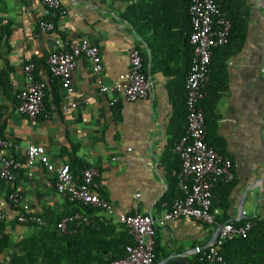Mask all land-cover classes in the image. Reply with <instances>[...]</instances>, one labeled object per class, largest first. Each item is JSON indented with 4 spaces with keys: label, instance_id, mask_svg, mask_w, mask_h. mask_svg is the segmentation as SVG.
<instances>
[{
    "label": "crops",
    "instance_id": "0c3cea01",
    "mask_svg": "<svg viewBox=\"0 0 264 264\" xmlns=\"http://www.w3.org/2000/svg\"><path fill=\"white\" fill-rule=\"evenodd\" d=\"M136 1L62 0L58 9H49L41 0H0V126L6 143L14 146L5 145L2 155L24 162L26 147L35 143L45 147L56 165L73 166L75 174L81 172L79 165H92L98 171L100 196L115 211L104 213L106 220L118 224L119 213L151 215L158 245L154 264H189L214 239L218 224L193 219L159 223L166 206L160 202L169 190L166 166L177 158L169 131L174 111L170 85L173 72L182 68L186 58L189 13L184 11V0H139L145 5H137L136 19L143 22L144 11V22L154 26L139 36L123 15L128 4ZM246 4V37L227 59L226 90L216 106L215 135L222 141L219 150L233 162L234 178L227 208L216 202L213 214L226 215L230 221L264 219V0H246ZM40 20L53 22L54 29L39 30ZM81 38L99 47L106 84L117 82L128 71L130 46L145 52L147 98L131 101L119 94L114 102L113 94L99 92L90 64L80 58L71 91L67 93L59 82L60 99L55 103L51 85L56 77L47 69L46 56ZM159 44L151 71V47ZM28 59L36 63L33 79L46 84L44 109L36 123L16 109V94L27 83L24 65ZM69 101L75 105L65 112L60 103ZM54 181V174L38 162L24 165L12 181L0 180V207L5 214L1 230L10 238L0 252V264H13L23 253L20 241L38 231L34 224L16 221L19 207L9 202V192L18 191L30 212L52 222L71 206L56 191ZM216 191L220 195L224 187ZM95 211L103 213L100 208Z\"/></svg>",
    "mask_w": 264,
    "mask_h": 264
},
{
    "label": "built area",
    "instance_id": "2783aa9c",
    "mask_svg": "<svg viewBox=\"0 0 264 264\" xmlns=\"http://www.w3.org/2000/svg\"><path fill=\"white\" fill-rule=\"evenodd\" d=\"M49 9H58L62 0H41ZM190 16V32L188 40L192 46V60L185 78L187 126L185 134L175 143L179 162L178 168L172 171L177 178V185L182 195L175 198L165 207L159 217V223L180 219H193L207 225L218 224V231L214 239L202 252L205 264H224L219 253L221 245L235 237H245L252 228V222L235 224L231 221L216 223L210 212L212 202V187L217 181L230 183L234 178L233 162L230 158L217 152L206 141V126L203 111L199 107L200 100L205 96L204 88L209 82V64L213 49L227 43L231 30V20L222 10L221 0H190L188 8ZM39 30L52 31L55 27L51 21L40 20ZM38 50L35 51L37 55ZM84 58L91 68L92 77L100 93L113 94L116 102L119 94L131 101L145 99L148 96L150 82L144 72L141 51L136 46L128 48L127 59L129 69L121 74L119 80L112 84L102 82V63L99 47L91 44L86 38H81L77 44H72L60 51L50 52L45 59L49 73L56 77L61 87L70 92L72 75L77 67L78 59ZM36 63L28 59L24 65V76L27 83L16 94L17 111L27 116L31 123H36L44 109L43 99L46 84L33 79ZM63 111L73 107L75 103L69 101L60 103ZM2 111L0 109V124ZM6 143L0 126V180L12 181L16 173L24 165L32 167L40 163L47 171L55 176L54 186L57 192L63 194L69 202L100 208L103 213L96 211L73 212L63 216L56 228L62 232L68 231V225H97L106 223L103 215L115 213L111 203L101 198L100 185L96 181L98 171L92 165L83 168L80 178L71 171L67 162L56 165L41 144L31 143L25 149V161H16L12 157L2 155ZM14 147V146H13ZM31 175V172H28ZM8 200L13 206L19 207L16 221L21 224H35L45 226L46 220L29 211V204L18 191H11ZM5 214L0 207V223ZM118 223L123 225L133 238V243L125 246V256L115 259L109 264H154V220L151 215L144 213H119Z\"/></svg>",
    "mask_w": 264,
    "mask_h": 264
},
{
    "label": "trees",
    "instance_id": "16d2710c",
    "mask_svg": "<svg viewBox=\"0 0 264 264\" xmlns=\"http://www.w3.org/2000/svg\"><path fill=\"white\" fill-rule=\"evenodd\" d=\"M139 4L145 5L144 2H140L139 0L133 4H128L123 15L134 25L136 33L139 36H145L149 29L154 28V26L149 24V22H144V11L141 13L143 22L136 19L137 5ZM189 5L190 0H184V11L187 14ZM221 6L222 10L226 12V15L231 20L230 35L226 44L213 49L209 64V82L204 88L205 96L200 100L199 107H201L203 111L207 130L206 141L220 154L224 155L222 150H219L222 141L215 135L218 120L216 106L223 92L226 90L227 59L230 55L241 48L246 37L247 20L244 17V11L247 9V4L246 0H221ZM131 12L133 13V16H131ZM189 32L190 26L187 35H189ZM186 42H189V40L187 39ZM159 48H161L160 44L157 48L154 46L151 47V71L155 70L154 60L155 57H157V49ZM192 53V46L189 43L182 68L173 72L175 78L170 85V96L174 109L169 129L172 147H174L175 143L185 134L186 131L187 108L185 78L190 69ZM141 55L143 58L144 72L148 75L147 64L149 58L145 52H141ZM160 61H162V59H160ZM41 62L43 63V59ZM161 69L165 70L163 67ZM59 86V80L54 78L51 85V92L54 95L55 103L56 100L60 99L58 95ZM178 162L179 157L177 155L175 162L170 166H166L169 190L160 202L165 203V207H168L175 198L182 195V192L177 185V178L172 174V171L178 168ZM69 166L71 171L75 174L73 166L70 164ZM79 167L83 169L87 167V165H79ZM75 175L78 179L80 178V173ZM219 186L224 187V191L220 195L216 191ZM229 186L230 183L217 181L212 187L213 197L210 212L215 220L221 223L230 220H227L226 215H223L221 218L216 217L213 214V210L216 206V202H218V207L223 210L227 208L228 203L226 201V196L229 192ZM100 191L101 189L99 190V193ZM67 203L71 206L69 210L67 208L66 213L63 216L73 212L84 211L92 213L96 210L91 206L72 203L68 200ZM63 216L55 221L46 222L47 224L45 226L36 225L38 231H35V233L30 234L20 241L23 253L14 258L13 264H109L115 259L124 257L125 246L133 243L132 236L123 225L113 223L109 220L106 221V223L99 222L94 226H75L69 224L68 231L62 232L58 230L55 225ZM247 221L252 222V228L248 231L245 237H235L225 241L221 245L219 253L223 258L224 264H264V219L249 218L231 222L235 224H243ZM1 226L2 223H0V252L4 250L10 242L9 235L2 232ZM157 246V239L154 238L155 256ZM202 252L203 250L199 251L197 256L189 264H205V260L202 259Z\"/></svg>",
    "mask_w": 264,
    "mask_h": 264
},
{
    "label": "water",
    "instance_id": "95a60500",
    "mask_svg": "<svg viewBox=\"0 0 264 264\" xmlns=\"http://www.w3.org/2000/svg\"><path fill=\"white\" fill-rule=\"evenodd\" d=\"M217 231H218V229H217Z\"/></svg>",
    "mask_w": 264,
    "mask_h": 264
}]
</instances>
